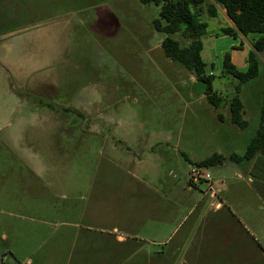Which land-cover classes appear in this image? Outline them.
<instances>
[{"label":"rangeland","instance_id":"rangeland-1","mask_svg":"<svg viewBox=\"0 0 264 264\" xmlns=\"http://www.w3.org/2000/svg\"><path fill=\"white\" fill-rule=\"evenodd\" d=\"M22 3L19 33L0 31V264H259L260 238L244 230L263 212L249 176L220 210L190 178L193 162L241 154L243 141L221 129L227 100L216 110L205 83L164 54L160 6ZM203 17L205 47L217 41L245 70L251 39L218 34L221 13ZM260 57L253 96L264 87ZM214 74L215 90L235 92L236 78ZM219 169L216 179L235 177Z\"/></svg>","mask_w":264,"mask_h":264},{"label":"trees","instance_id":"trees-1","mask_svg":"<svg viewBox=\"0 0 264 264\" xmlns=\"http://www.w3.org/2000/svg\"><path fill=\"white\" fill-rule=\"evenodd\" d=\"M142 3H154L160 6L159 17L153 21L158 32L166 34L162 41V49L166 57L179 66L193 73L200 82L205 83L204 94L215 107L222 100L220 92L213 88L216 75L208 74L203 59L204 48L202 37L208 32V23L202 19L203 12L216 17L219 14L218 6L225 9L227 16L235 26H223L222 35L233 37L239 34L250 38L252 49L248 52L247 67L240 70L232 61L230 52L223 55L222 76L231 75L237 79L235 92L230 97L231 119L241 128L248 126L244 118V104L240 96L242 86L256 79L260 73L261 53L264 52V0H140ZM179 34V38L172 35ZM264 145V124L257 130L256 135L248 144L244 154H232V159H249L256 155ZM228 157L214 153L198 164L212 167L224 162Z\"/></svg>","mask_w":264,"mask_h":264},{"label":"crops","instance_id":"crops-1","mask_svg":"<svg viewBox=\"0 0 264 264\" xmlns=\"http://www.w3.org/2000/svg\"><path fill=\"white\" fill-rule=\"evenodd\" d=\"M23 7L24 5L22 3V0H0V31H8V32L13 31L12 32L13 34L19 33L21 29V25L23 24V20L26 19L28 15L25 13L26 9ZM218 10H219V14L221 13L224 16L225 26H235L233 21L227 16L226 11L223 7L218 6ZM208 17H211V16L208 15ZM203 18L204 17L202 15V19ZM239 35L241 37H244V35L242 34H239ZM224 36L229 37V35H224ZM223 39L229 41L227 37L222 38V39L217 38L218 42ZM247 44L249 45L251 49L252 44L251 43H247ZM217 48L219 49V51L217 50ZM221 51L222 50H220L217 41L215 44V48H206L204 45L202 55L206 63V70L208 74H214L215 68H219V70L223 69V56H222ZM247 56H248V53L246 55V64H245L246 67H247ZM231 58H232V61L234 62L233 57ZM254 86L256 85L254 84L250 85L246 83L242 86V89L240 92V96L244 104L243 116L248 121V126L245 128H241L237 126L236 124L232 122V119H231L230 97L234 93L233 94L229 93L228 95H224L223 92H220L214 89L215 91L220 92L223 97L222 100L218 102V106L220 102L225 99L229 103V109H230L229 114L230 115L226 117L222 113H219L218 117L220 119L221 124L223 125L221 129L222 130L225 129V131L228 132L229 139L233 141L234 143L233 145H235L236 143H239L240 141H243L242 145L244 147V151L240 155L246 152L249 142L256 135L257 130L261 127V125L264 124V87L261 90L260 96H256V95L253 96L251 92H255V89H253ZM213 107L216 110L219 109L218 107H215V106ZM251 114L252 115L257 114L258 116L257 117L258 126L255 130L254 136L252 137L248 136L246 133V130L250 126L251 119H254V117H250V119L248 118V116H251ZM234 149L235 148H233L231 152H228V154L219 152V154H223L228 158L224 162L212 166V167L220 168L219 170L231 171L235 174V177H232L229 179V181H226V185L221 193L220 198L215 199L214 201V207L215 209L220 210L223 208L226 202L228 203L231 201L235 202V198H238L240 195H242L240 188H239L241 185L234 186V184H235L236 179L240 180L242 176L246 173L249 176V180H250L248 186L253 191V196L255 198L256 203L260 202L261 210L263 212L260 214L251 216L252 222L254 223L253 225L255 227L254 230H249L245 228L244 230L245 232H247L249 236H252L253 234L259 236L260 238L259 244L261 246V251L264 252V145L259 150V152H257L256 155H254L252 158L242 159V160L232 159L231 157H229L234 153L237 154L236 149L235 150ZM215 153H218V152H215ZM198 161H195L193 163H197ZM218 179H221V178H218ZM244 203H245V199H244ZM256 262L259 264H264V259L256 260ZM217 264H223V263H217ZM224 264H226V262ZM227 264H231V263H227Z\"/></svg>","mask_w":264,"mask_h":264},{"label":"built area","instance_id":"built-area-1","mask_svg":"<svg viewBox=\"0 0 264 264\" xmlns=\"http://www.w3.org/2000/svg\"><path fill=\"white\" fill-rule=\"evenodd\" d=\"M189 175L193 183L203 181L208 184V189L205 194L208 193L210 197L214 199L220 198L226 185V181L223 179H216L211 173L210 167L198 163H192L190 165Z\"/></svg>","mask_w":264,"mask_h":264}]
</instances>
